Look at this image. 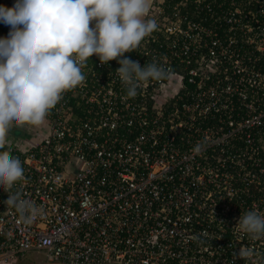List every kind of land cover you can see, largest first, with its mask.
Here are the masks:
<instances>
[{
	"label": "built area",
	"instance_id": "2783aa9c",
	"mask_svg": "<svg viewBox=\"0 0 264 264\" xmlns=\"http://www.w3.org/2000/svg\"><path fill=\"white\" fill-rule=\"evenodd\" d=\"M145 19L158 28L124 55L156 60L171 79L128 97L117 61L93 55L43 128L6 139L24 168L13 192L39 211L25 222L0 189L1 264L26 252L40 264H251L259 257L239 250L264 254V239L236 227L248 210L264 215V0H150ZM9 31L0 23V38Z\"/></svg>",
	"mask_w": 264,
	"mask_h": 264
},
{
	"label": "clouds",
	"instance_id": "9594fccd",
	"mask_svg": "<svg viewBox=\"0 0 264 264\" xmlns=\"http://www.w3.org/2000/svg\"><path fill=\"white\" fill-rule=\"evenodd\" d=\"M150 0H16L12 8L0 6V23L10 26L0 38V189L8 194L4 202L25 222L26 213L39 209L13 192L24 177L19 158L5 149L9 126H39L62 94L85 80L82 68L97 56L101 64L117 61L116 70L128 97H135L141 82L168 80L175 73L156 60L143 67L125 57L157 28L149 14ZM94 26L90 27V24ZM197 152L203 144L195 146ZM250 240L264 239V215L248 210L236 224ZM206 233L194 236L198 242ZM264 264V254L251 248L239 250V258H253Z\"/></svg>",
	"mask_w": 264,
	"mask_h": 264
},
{
	"label": "crops",
	"instance_id": "0c3cea01",
	"mask_svg": "<svg viewBox=\"0 0 264 264\" xmlns=\"http://www.w3.org/2000/svg\"><path fill=\"white\" fill-rule=\"evenodd\" d=\"M44 124V123H43ZM39 125L40 127H42V125ZM43 128V127H42ZM38 126H32V125H16L15 122H13L7 131V137L6 139H16L18 137H20L23 133H28L30 135H34V133L37 131ZM42 131V130H41Z\"/></svg>",
	"mask_w": 264,
	"mask_h": 264
},
{
	"label": "rangeland",
	"instance_id": "374dc122",
	"mask_svg": "<svg viewBox=\"0 0 264 264\" xmlns=\"http://www.w3.org/2000/svg\"><path fill=\"white\" fill-rule=\"evenodd\" d=\"M41 260L42 258L40 255H36L32 252H26L17 255L14 259L10 260L8 264H40Z\"/></svg>",
	"mask_w": 264,
	"mask_h": 264
}]
</instances>
